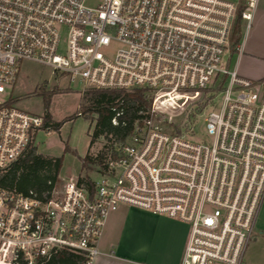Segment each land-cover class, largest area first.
<instances>
[{"label":"built area","instance_id":"2783aa9c","mask_svg":"<svg viewBox=\"0 0 264 264\" xmlns=\"http://www.w3.org/2000/svg\"><path fill=\"white\" fill-rule=\"evenodd\" d=\"M258 1L0 0V172L43 125L1 100L22 61L86 88L151 96L149 116L113 144L98 179L57 176L41 199L0 187V264H44L63 250L92 264L120 206L186 224L181 264H241L264 197V78H243L226 61L233 27L238 49ZM112 42L120 47L107 56ZM216 88L223 95L204 117L206 143L158 126Z\"/></svg>","mask_w":264,"mask_h":264},{"label":"rangeland","instance_id":"374dc122","mask_svg":"<svg viewBox=\"0 0 264 264\" xmlns=\"http://www.w3.org/2000/svg\"><path fill=\"white\" fill-rule=\"evenodd\" d=\"M235 28L233 27L234 30ZM241 29L243 32L244 25ZM59 35L58 51L62 54L67 40V28L60 27ZM232 36L230 45L233 41ZM119 47L118 43L112 42L103 50L104 54L112 56ZM231 59L226 61V67L230 70L235 61L234 57L232 61ZM227 83L228 81L225 79L222 88H226ZM87 89L82 83L68 81L64 75L53 74L48 67L30 61H22L16 82L1 96L2 101L11 98L15 107L31 115L43 117L44 113L48 112L52 121H65L58 132L47 133L38 129L32 141L37 153L61 158L58 176L63 180L68 177L98 179L95 169L92 171L82 170L80 159L86 154L94 156L104 145H109L103 138H98L89 147L94 127V123L89 117L95 118V116L85 113V104L81 101L82 93ZM222 95V92L214 95L210 90L204 91L199 97L189 100L180 114H174L173 117L165 115L161 118L158 126L163 131L174 134L172 127L178 125L183 127L181 135L188 136L189 139L196 142L206 143L209 138L205 132L204 117L212 110L218 109ZM46 103H48L47 106ZM201 106H203L202 109ZM80 113H85V115H80ZM122 208L128 209L120 206L115 212H120Z\"/></svg>","mask_w":264,"mask_h":264},{"label":"crops","instance_id":"0c3cea01","mask_svg":"<svg viewBox=\"0 0 264 264\" xmlns=\"http://www.w3.org/2000/svg\"><path fill=\"white\" fill-rule=\"evenodd\" d=\"M235 51L229 57L235 58L231 69L243 78H264V0L258 1L249 28L244 29ZM127 208L107 217L96 244L99 255L92 264H181L188 226ZM241 264H264V197Z\"/></svg>","mask_w":264,"mask_h":264},{"label":"trees","instance_id":"16d2710c","mask_svg":"<svg viewBox=\"0 0 264 264\" xmlns=\"http://www.w3.org/2000/svg\"><path fill=\"white\" fill-rule=\"evenodd\" d=\"M238 27L239 24L234 30L228 60L236 52ZM218 90L219 88L210 91L217 92ZM81 101L85 104V113L89 116H95V118L89 117L94 123L89 147L98 138H103L109 143L108 146L104 145L96 155L86 154L82 157L80 159L81 168L85 171L95 169L101 172L113 144L124 141L131 135L135 123L141 122L149 116L151 96L144 89L122 91L88 88L82 93ZM12 103L11 98L6 102V104ZM202 107L200 108L202 109ZM85 113H80V115H85ZM112 120H115V124H112ZM64 122L52 121L49 113L45 112L43 125L40 129L46 132H58ZM172 128L175 133H181L183 129L178 125ZM60 168L61 158L43 156L37 153L32 142H30L23 155L12 162L4 172H0V187L23 194L32 192L36 198L41 199L44 194L49 193L55 184ZM80 181L81 179L78 182ZM90 184L88 182V185ZM84 261L85 258L82 253L63 250L54 254L44 264H83Z\"/></svg>","mask_w":264,"mask_h":264}]
</instances>
